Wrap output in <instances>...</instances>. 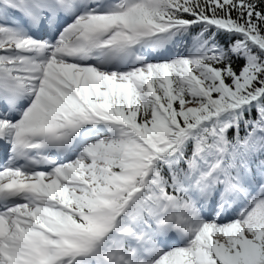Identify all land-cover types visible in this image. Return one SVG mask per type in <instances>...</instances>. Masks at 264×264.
<instances>
[{
    "label": "snow or ice",
    "instance_id": "snow-or-ice-1",
    "mask_svg": "<svg viewBox=\"0 0 264 264\" xmlns=\"http://www.w3.org/2000/svg\"><path fill=\"white\" fill-rule=\"evenodd\" d=\"M0 264H264V0H0Z\"/></svg>",
    "mask_w": 264,
    "mask_h": 264
}]
</instances>
